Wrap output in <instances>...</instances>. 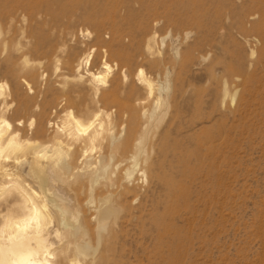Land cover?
I'll use <instances>...</instances> for the list:
<instances>
[{
  "label": "rangeland",
  "instance_id": "1",
  "mask_svg": "<svg viewBox=\"0 0 264 264\" xmlns=\"http://www.w3.org/2000/svg\"><path fill=\"white\" fill-rule=\"evenodd\" d=\"M0 13L14 21L0 19V83L19 162L57 146L68 90L79 117L106 123L92 151L62 136L68 165L50 186L73 222L50 208L48 229L68 264H264V0H0ZM140 70L165 96L157 111ZM91 72L114 100L94 104Z\"/></svg>",
  "mask_w": 264,
  "mask_h": 264
},
{
  "label": "bare ground",
  "instance_id": "2",
  "mask_svg": "<svg viewBox=\"0 0 264 264\" xmlns=\"http://www.w3.org/2000/svg\"><path fill=\"white\" fill-rule=\"evenodd\" d=\"M0 19L10 23L14 22L4 13H0ZM1 45L6 47L8 41L4 38ZM57 49L59 50L60 47ZM83 65L86 68L92 66L89 56L77 66V71H80ZM105 65L106 70L110 71L111 67L108 64ZM138 77L140 84L146 90L145 101L151 100L152 108L156 111L165 106V96L162 95L161 88L157 89L153 82L145 77L143 70H140ZM77 78L79 80L84 79L80 74L77 75ZM89 78L94 104L96 102H110L116 98L118 87H115L113 83L108 85V75L103 72H91ZM102 87L108 89L102 93ZM7 89L6 84L0 83V104L2 107V114H0V264H68L69 257L62 249L58 251L52 239V233L48 229L50 222L48 209L50 208L63 215L61 219L63 223H67L68 219L73 218L71 209L66 205L67 199L50 186L57 178L59 168L68 165L66 160L68 152L64 149L62 136L71 139L85 136L86 139L81 148L85 151H92L103 146L106 123L101 121L99 111L90 115L86 120L79 117L72 107L73 101L78 96L68 90L64 96L67 106V126L61 128L50 122V126L56 127L58 130L57 134H61L56 138L57 146L54 149L43 148V146L37 147L33 153L32 161L28 166L23 165L17 156L24 152L25 142L20 139L17 125L15 126L14 123L7 120L3 114L4 111L9 110L8 101L11 95L6 93ZM37 107L39 109L40 105ZM124 107L126 109L131 108L128 103ZM21 125L22 122L18 124V126ZM131 149L132 145L126 143L123 152L126 153ZM143 151L141 146L139 157ZM48 155H52L53 159L57 157L58 161L45 166L40 159ZM103 160L102 158L95 173L98 178L111 179V167L105 164ZM28 168L29 171L27 172ZM8 196H11L12 199H6ZM112 211L110 206H103L101 222L106 221L113 214ZM71 226L77 227L73 223ZM56 235L59 236V231L56 232ZM88 248L89 246H77L80 252H84Z\"/></svg>",
  "mask_w": 264,
  "mask_h": 264
}]
</instances>
